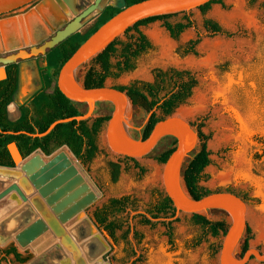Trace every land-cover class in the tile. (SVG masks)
<instances>
[{"label":"rangeland","instance_id":"obj_1","mask_svg":"<svg viewBox=\"0 0 264 264\" xmlns=\"http://www.w3.org/2000/svg\"><path fill=\"white\" fill-rule=\"evenodd\" d=\"M55 1L64 4V6L58 4L62 14L53 15L45 8V17L31 18L32 35L19 20L15 25L13 20L19 19L22 14L37 5L29 4L14 12L0 15V23L3 22L0 28V57L15 53L19 49L29 51L32 47H38L73 23L81 22L82 25L76 31L84 33L96 22L107 5H113L111 4L113 2H108L99 13L92 14L100 0L91 13L75 21V17L96 0ZM186 17L193 21V25L176 38L172 37L164 26L165 20H156L141 26L140 29L152 47L132 61L133 69L121 72L116 77H108L105 84L126 87L133 83H153L158 72L173 70L188 71L196 78L197 85L193 88L191 96L179 105L174 113L185 117L195 128L203 121L202 130L210 135L208 149L211 163L204 170L199 185L212 192L231 190L246 201L250 232H244L236 255H241L242 245L247 237H250V247L264 252V0H256L254 3L250 0H223V4L215 3L206 12L194 9L187 12V16L180 12L166 20L176 24L187 22ZM208 19L217 22L223 32L212 34L208 31L204 24ZM134 33L130 31L117 39L120 42H128ZM14 35L19 36L20 43L13 41ZM198 36L201 37V41L196 45V53H185L184 48ZM117 47L119 51L111 59L114 65L113 72L118 71L115 64L121 59L122 44H118ZM43 59L44 55L40 54L31 59L18 60L21 65L26 66L24 74L27 79L30 71L36 70L44 63ZM56 65L57 59L54 61V66ZM90 66L91 63L88 62L81 68L78 73L80 81ZM36 82L39 84L41 80L37 79ZM163 85L164 89L160 93L162 97L174 89V81L166 78ZM21 86L22 81L19 90ZM18 92L14 99L17 98ZM26 98L27 96L24 100ZM81 110L87 112L88 106H81ZM112 111L111 103L98 102L91 118L108 115ZM153 112L158 116L163 115L161 109L156 108ZM150 115L151 112L146 109L130 105L128 120L132 127L129 128V132L133 137H141ZM106 125L107 122L98 136L99 152L88 165V169L73 155L100 192L97 201L84 212L106 245V250L101 255L102 260L107 264H220V251L225 235L213 236L209 233L204 236L203 228L194 222L192 213L179 212L174 217L170 214L161 216L153 220V225H143L139 222L138 214L148 208L156 194L161 192L166 194L162 180L164 164L159 163L155 157L173 145L174 137H164L149 156L135 158L138 164L146 169L141 173L133 160L124 159L122 155L114 153L107 141L102 139ZM61 149L55 150L49 156L41 151L37 152L50 157ZM118 160L122 167L121 175L117 182H113L109 163ZM24 178L26 179H22L19 186L23 192L26 191V206L35 207L37 210L40 208L38 212L46 208L51 212V208L25 172ZM9 185L5 184L3 187L0 184V191ZM11 194L19 196L16 191ZM123 194H131L139 201L137 210L118 215L120 219L127 221L124 229L131 225L134 230L143 233L144 237L138 241L132 231L128 239L121 237L119 242L114 244L96 227L92 220V212L109 198ZM38 212L34 219L46 218L44 212ZM204 214L211 220H224L229 225V214L223 209H210ZM53 216L51 219L56 218L54 213ZM34 219L27 217L26 226ZM167 220H174L176 243L174 247L169 244L166 235ZM122 232L118 231V235L121 236ZM58 235L61 237V234ZM199 238H202V241L195 245ZM13 244L25 256L31 255V258L25 263H19L15 261L13 255H9L8 259H3L0 255V264H62L49 254L44 260L37 259L39 252L30 244L26 248L17 242ZM2 248L5 247L0 246V249ZM260 263L261 261L256 258L247 262Z\"/></svg>","mask_w":264,"mask_h":264},{"label":"trees","instance_id":"obj_2","mask_svg":"<svg viewBox=\"0 0 264 264\" xmlns=\"http://www.w3.org/2000/svg\"><path fill=\"white\" fill-rule=\"evenodd\" d=\"M142 0H126L127 5H132ZM256 0H250L254 3ZM221 3L223 0H212L198 9L202 12L209 10L213 4ZM120 11L119 8L107 5L103 13L98 17L96 22L84 33L75 32L67 39L51 49L45 55V63L39 67L41 80L40 88L23 104L20 105L21 116L13 121L9 118L8 106L14 101L15 94L19 87V67L17 63L8 64L5 66L6 77L0 80V166L15 167L16 164L9 151L8 145L15 142L23 156L26 158L40 150L44 155L49 156L55 150L62 147L61 151L53 156L46 157L40 153L44 160H51L60 152H66L72 161H77L88 169V165L96 157L99 152L98 136L105 122L110 119L111 114L99 115L86 120H71L58 123L52 130L44 136H33L35 133L45 132L52 123L57 120L76 117L83 115L81 106L86 105L68 98L57 86V78L63 64L77 50V48L102 24L109 20L112 16ZM187 16V12H184ZM177 13L162 14L152 16L138 21L132 27L128 28L126 33L134 31L132 39L128 42H120L118 39L110 43L102 52L91 59L90 68L86 71L82 83L86 87H102L108 77L118 76L121 72L128 71L134 68L133 60L146 52L152 47L146 35L140 29L141 26L147 25L156 20H165L164 26L174 38L178 37L186 28L193 25V21L187 18V22H178L173 24L166 19ZM205 28L212 34L222 33L220 25L213 20L205 21ZM201 41V37L191 40L184 48L185 53H196V45ZM118 44H122L120 50V60L115 64L117 72H113L114 65L112 57L117 55L119 49ZM57 59V65L54 66V61ZM166 78L174 81V89L166 96H160L164 89ZM55 84L53 85V83ZM197 85L196 78L188 71H171L158 72L156 80L153 83H133L130 86H117L115 88L126 91L133 105L142 107L151 112L150 118L142 130L141 137L147 138L155 124L166 116L172 115L175 109L184 103L192 94L193 88ZM161 109L163 115L158 116L154 109ZM194 126V124L192 123ZM203 121L196 127L199 133V146L185 160L182 168V175L189 194L199 199L212 191L205 189L199 185L203 178V172L211 163L210 151L208 149V140L210 135L202 130ZM105 135L103 133L102 139ZM177 139H173V145L157 155L155 159L162 164H165L171 153L175 150ZM64 146V147H63ZM70 149V150H69ZM153 152V151H152ZM151 152V153H152ZM39 153V152H36ZM73 153V154H72ZM149 153L146 156H149ZM74 155V156H73ZM124 159L133 160L135 166L144 173L146 169L140 166L137 159L123 156ZM111 180L117 182L121 175L120 160L111 161ZM233 192L231 190H228ZM139 201L131 194H123L118 197H111L102 205L97 206L92 212V220L96 227L101 230L105 236L110 238L114 244L118 243L122 238L128 239L129 234L133 231L134 237L141 241L144 237L143 233L134 230L133 226L128 225L124 229L125 222L118 216L124 212H132L137 210ZM248 209V208H247ZM252 211V210H251ZM176 216L177 211L171 199L164 193L156 194L153 202L148 208L139 213V222L143 225H153L156 218L161 216ZM168 216V217H170ZM193 219L196 224H199L204 230V236L212 234L219 236L226 234L228 224L224 220H211L203 213H193ZM174 220L165 221L166 235L169 244L175 246ZM123 231L122 235H118V231ZM247 232L250 228L247 226ZM250 237H247L242 245L241 255L250 248ZM202 241L199 238L195 245ZM13 255L19 263H25L31 255H24L19 251L17 246L10 244L9 246L0 249V255ZM5 259V258H3Z\"/></svg>","mask_w":264,"mask_h":264},{"label":"water","instance_id":"obj_3","mask_svg":"<svg viewBox=\"0 0 264 264\" xmlns=\"http://www.w3.org/2000/svg\"><path fill=\"white\" fill-rule=\"evenodd\" d=\"M34 1L36 0H0V15L14 12ZM99 1L96 0L94 4L77 15L75 21H79L91 13ZM209 1L212 0H142L128 6L126 0H117L112 6L119 8L120 11L102 24L77 48L63 64L57 78L59 89L71 100L85 103L88 106L87 112L80 116L57 120L45 132L35 133L33 136H44L61 122L90 119L93 116L96 103L109 102L113 105V111L106 125V141L109 148L117 155L132 158L144 157L151 153L164 137H174L177 139L176 147L164 164L162 180L166 195L171 199L177 214L179 212L204 214L214 208L227 211L230 217L229 226L220 251V264H247L252 257L264 263V252L253 247L248 248L240 256L236 255L237 248L248 226L247 203L241 196L226 190L214 191L199 199H195L189 194L182 175V168L185 160L198 148L200 142L199 133L189 120L178 113H173L158 121L147 138H135L129 132L132 125L128 120V108L133 103L127 92L106 84L102 87L89 88L84 86L78 78V73L85 64L102 52L110 43L125 34L127 29L138 21L162 14L189 12ZM45 8L53 15L62 14V10L55 0H42L35 8L13 21L18 23L19 20L21 24L25 21L27 30L32 35L30 20L33 17L39 19L42 16L45 17ZM72 25L59 31L56 36L42 45L32 47L30 51L19 49L15 53L1 56L0 65L6 66L17 63L20 59L40 54L46 55L51 49L77 32L70 28ZM12 39L15 43H20L19 36L14 35ZM5 77L6 73H1L0 80ZM8 148L16 164L12 168L21 165L25 175L57 218L49 223L43 218H39L23 228L16 235V242L21 247L26 248L29 244L33 246L44 235L53 234V232L58 234L60 223H65L97 201L98 195L91 191L82 176L77 174L71 161L63 152L45 163L40 153H36L40 150L23 158L15 142H11ZM13 191H16L23 200H27V195L17 183H12L0 191V199Z\"/></svg>","mask_w":264,"mask_h":264},{"label":"bare ground","instance_id":"obj_4","mask_svg":"<svg viewBox=\"0 0 264 264\" xmlns=\"http://www.w3.org/2000/svg\"><path fill=\"white\" fill-rule=\"evenodd\" d=\"M108 2H113L111 4H115L117 0H101L98 7L95 11H93L92 14L96 15V13H99ZM14 22L13 24L15 25L16 22ZM81 25V22L74 23L70 28L76 30ZM10 109L13 111V106H11ZM103 140H106V134L104 135ZM63 153L71 161V164L76 169L77 174H80L83 178V181L89 185L91 191H94L98 195L100 192L92 183L88 175H86V172L83 171L79 162L72 161L66 152ZM43 161L48 163L50 160L47 161L43 159ZM24 172L25 171L22 170L21 165L17 166L16 168L0 166V184L3 187L5 184H19L22 179H26L24 178ZM24 192L26 191L24 190ZM23 209L24 213H21V216L26 217V219L27 217L34 219V217H36V213L40 210V208L37 210L35 207L27 206H24ZM41 212L45 213L44 215L46 218L43 219L47 221V223H49L51 220H54L51 219L54 218L53 213L51 214L52 210L50 212L49 209L46 208L44 210L42 209L38 213ZM39 218L40 217L34 219L32 222ZM55 219L57 220V218ZM57 231L58 234H61V237H59L57 233L53 232V234L44 235L33 244L35 250L39 252L37 259L44 260L49 254L53 256L55 260L61 261L62 264H107L101 258V255L106 250V245L101 240L99 231L91 224L84 211H80L75 216L68 219L65 223H60L59 229Z\"/></svg>","mask_w":264,"mask_h":264},{"label":"crops","instance_id":"obj_5","mask_svg":"<svg viewBox=\"0 0 264 264\" xmlns=\"http://www.w3.org/2000/svg\"><path fill=\"white\" fill-rule=\"evenodd\" d=\"M60 6H64L63 3L58 2ZM3 24L0 23V28ZM44 63H45V55H44ZM19 67V86L22 81V86L18 87V95L17 98L14 99L8 106V114L9 118L13 121L17 120L21 116L20 105L27 101L41 86V83L36 84V80H40L39 67L30 71L29 79L25 76L24 70L25 65H21L20 62H17ZM43 64V63H42ZM41 64V65H42ZM0 73L5 74L6 69L5 66L0 67ZM55 82L53 83V85ZM16 92V93H17ZM16 95V94H15ZM27 98L24 100V97ZM13 106V111H11L10 107ZM12 168V167H11ZM4 189V188H3ZM2 191V190H1ZM26 206L25 200L16 194H8L2 199H0V246L6 247L10 244L16 242V235L26 227V217L21 216L23 212V208ZM21 210V211H20Z\"/></svg>","mask_w":264,"mask_h":264},{"label":"flooded vegetation","instance_id":"obj_6","mask_svg":"<svg viewBox=\"0 0 264 264\" xmlns=\"http://www.w3.org/2000/svg\"><path fill=\"white\" fill-rule=\"evenodd\" d=\"M42 0H36V1H34L33 3H31V5L33 4V6L35 5H38L40 2H41ZM32 6V7H33ZM22 15H24V14H22ZM22 24H23V26L27 29V23L25 22V21H23L22 22ZM30 24H32L31 23V20H30ZM31 49H29V51H30ZM17 52V51H16ZM31 58H34V57H31ZM31 58H29V59H31ZM36 58H38V57H36ZM241 254V253H240ZM2 255V258H5V259H8V255H6V253H2L1 254ZM14 257V256H13ZM0 258H1V256H0ZM252 258H254V257H252ZM14 259H15V257H14ZM16 261V260H15ZM17 262V261H16ZM260 264H264L263 262H261Z\"/></svg>","mask_w":264,"mask_h":264}]
</instances>
